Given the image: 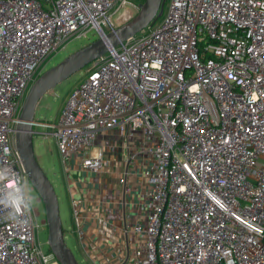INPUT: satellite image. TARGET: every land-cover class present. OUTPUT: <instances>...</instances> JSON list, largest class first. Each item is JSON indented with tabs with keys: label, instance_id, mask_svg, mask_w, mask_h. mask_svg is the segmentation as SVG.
I'll return each mask as SVG.
<instances>
[{
	"label": "built area",
	"instance_id": "2783aa9c",
	"mask_svg": "<svg viewBox=\"0 0 264 264\" xmlns=\"http://www.w3.org/2000/svg\"><path fill=\"white\" fill-rule=\"evenodd\" d=\"M142 2L0 0V264H57L14 144L29 86L67 41ZM150 26L86 66L57 125L42 124L74 230L84 241L114 215L98 238L113 252L93 264H264V0H169Z\"/></svg>",
	"mask_w": 264,
	"mask_h": 264
},
{
	"label": "water",
	"instance_id": "95a60500",
	"mask_svg": "<svg viewBox=\"0 0 264 264\" xmlns=\"http://www.w3.org/2000/svg\"><path fill=\"white\" fill-rule=\"evenodd\" d=\"M166 0H143L138 11L129 20L118 24L108 33L100 31L97 39L68 54L55 65L38 75L29 87L13 128L15 149L27 179L40 197L47 229L46 243L58 264H78L64 240L58 197L54 186L41 169L34 153L33 135L40 134L36 127L35 109L40 99L55 86L77 73L91 62L132 38L152 25L163 15Z\"/></svg>",
	"mask_w": 264,
	"mask_h": 264
},
{
	"label": "rangeland",
	"instance_id": "374dc122",
	"mask_svg": "<svg viewBox=\"0 0 264 264\" xmlns=\"http://www.w3.org/2000/svg\"><path fill=\"white\" fill-rule=\"evenodd\" d=\"M168 4L169 0L166 1L163 7V15L155 21V24L163 19L168 8ZM137 11L138 10L134 12L133 16H135ZM152 28V26L144 28L142 31L134 35L135 38L148 35L151 32ZM95 39H97V34L94 30H91L86 38L71 39L67 41L65 47L62 50L53 53L47 58V60L42 66V72L48 69L50 66L58 63L68 54L87 45ZM85 72L86 67L73 74L62 83L55 86L51 91L47 92L40 99L36 106L35 120H37L41 124L43 123V125H57L60 118V114L69 98L71 90L77 87L83 81ZM36 130H39L41 133L33 135V146L35 156L41 169L53 184L55 192L57 194L60 217L62 221V227L64 229L65 243L72 251L78 264H81V254L78 250L77 234L74 231L75 226L72 217V209L69 201L70 198L68 196V186H66L67 178H65L66 175L63 172L61 156L57 151L56 141L54 137L49 134L51 132V128L40 126L36 127ZM25 192L28 197H31L29 202L35 225H37V239L43 251L46 253L48 252V246L46 243L47 229L45 224V212L42 201L38 196L37 192L34 189H31L30 183L25 184ZM68 227H71V229H67ZM72 227L74 228L72 229Z\"/></svg>",
	"mask_w": 264,
	"mask_h": 264
},
{
	"label": "crops",
	"instance_id": "0c3cea01",
	"mask_svg": "<svg viewBox=\"0 0 264 264\" xmlns=\"http://www.w3.org/2000/svg\"><path fill=\"white\" fill-rule=\"evenodd\" d=\"M43 124V123H42ZM66 178V177H65ZM66 180V179H65ZM68 180V179H67ZM66 180V186H68V182ZM68 196H69V192H68ZM70 201V200H69ZM71 205V204H70ZM72 209V208H71ZM74 222V221H73ZM72 222V224H73ZM91 224H93V221L90 222ZM118 226L119 224L115 221V217L113 214L107 216V220L105 223L100 224V226L98 225L97 227L90 225L92 230L90 232V234L88 236H86V238H84L85 240L82 241L78 238L77 236V242H78V250L81 254V259L80 262L81 264H93L92 260L90 259V257L88 256L89 253H92V255H94L93 250L98 253L99 250L101 251H106L107 249L110 252H113L112 250V240L113 238H110L109 240L107 239V242L104 244H100L98 242V238H101L103 234H106L108 237H112L113 235V225ZM75 226V223H74ZM74 227H72L73 229ZM88 228V227H87ZM67 229H71V227H68ZM75 231V230H74ZM88 245V246H87ZM108 245V248H107ZM100 251V252H101ZM113 253L110 254V256Z\"/></svg>",
	"mask_w": 264,
	"mask_h": 264
},
{
	"label": "trees",
	"instance_id": "16d2710c",
	"mask_svg": "<svg viewBox=\"0 0 264 264\" xmlns=\"http://www.w3.org/2000/svg\"><path fill=\"white\" fill-rule=\"evenodd\" d=\"M167 1V0H166ZM166 3V2H165ZM165 5V4H164ZM51 67V66H50ZM63 231H64V229H63ZM49 250V249H48Z\"/></svg>",
	"mask_w": 264,
	"mask_h": 264
}]
</instances>
